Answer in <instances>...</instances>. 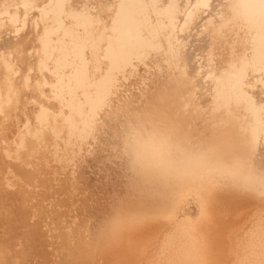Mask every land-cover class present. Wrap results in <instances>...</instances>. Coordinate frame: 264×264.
Listing matches in <instances>:
<instances>
[{"label":"bare ground","instance_id":"1","mask_svg":"<svg viewBox=\"0 0 264 264\" xmlns=\"http://www.w3.org/2000/svg\"><path fill=\"white\" fill-rule=\"evenodd\" d=\"M129 3L0 0V264H264V139L216 100L264 37L237 0Z\"/></svg>","mask_w":264,"mask_h":264},{"label":"snow or ice","instance_id":"2","mask_svg":"<svg viewBox=\"0 0 264 264\" xmlns=\"http://www.w3.org/2000/svg\"><path fill=\"white\" fill-rule=\"evenodd\" d=\"M65 7H68V0H64ZM170 0H151L150 4H145L144 0H130L129 7L139 9L141 16H146L143 11L146 7L148 9H158L163 12L166 8L170 7ZM199 7V4L197 5ZM212 0H204V12L207 14L212 8ZM27 7V5H25ZM34 7V6H33ZM52 7V4L45 5L44 8L36 9L43 13L47 8ZM124 5L121 4V8ZM191 8V5H189ZM233 10L237 7L242 8L249 18V24L255 31L259 32L264 37V0H237V4L233 5ZM98 8L103 9L104 5L96 4H83L78 6V10L95 12ZM219 10V9H218ZM76 15V11H69L61 13L59 19L65 17L71 19ZM43 19V16H41ZM157 21H159V15H157ZM36 27H39L37 22ZM143 23L137 16H132L127 22L128 38L117 41V54L120 58V63L126 65L129 59L133 55H137L141 50L139 45L141 43H147L141 36V29ZM103 39V37H101ZM44 43V40H41ZM111 47L112 40L109 39ZM31 55V53H29ZM179 55V54H178ZM254 56L259 61V74L264 75V39H261L258 51L254 50ZM199 60V57L197 58ZM247 60V55L240 61H230L226 69L223 70L224 76H229L230 73L239 74L234 77V83L230 87H226L223 91L218 90L216 100L221 103L225 108H231L235 103L236 106L243 104L246 110H251L252 113V132L250 137V144L257 143V136L264 139V81L256 82L253 77L257 74L253 71L251 74L246 70V67L242 68ZM75 67V66H74ZM68 80L67 90L65 93V103L71 108L77 105L82 106L83 99L88 97L85 95L81 97L82 88L79 86H73L70 77H65ZM95 120L96 117L93 116ZM71 147V145H70ZM256 154L255 151H253Z\"/></svg>","mask_w":264,"mask_h":264}]
</instances>
